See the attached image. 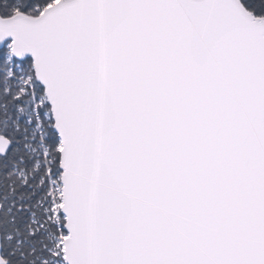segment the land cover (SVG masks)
Returning <instances> with one entry per match:
<instances>
[{"label":"snow or ice","instance_id":"1","mask_svg":"<svg viewBox=\"0 0 264 264\" xmlns=\"http://www.w3.org/2000/svg\"><path fill=\"white\" fill-rule=\"evenodd\" d=\"M0 264H264V0H0Z\"/></svg>","mask_w":264,"mask_h":264}]
</instances>
